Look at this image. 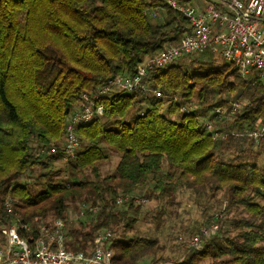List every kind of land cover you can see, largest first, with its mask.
I'll return each mask as SVG.
<instances>
[{
    "label": "trees",
    "instance_id": "trees-1",
    "mask_svg": "<svg viewBox=\"0 0 264 264\" xmlns=\"http://www.w3.org/2000/svg\"><path fill=\"white\" fill-rule=\"evenodd\" d=\"M153 9L164 12L161 23L148 21ZM187 29L186 18L166 0H0V227L16 217L66 218L80 205L76 212L84 218L67 229L69 249H86L108 229L116 231L114 264L167 261L158 254L157 237L126 238L140 203L118 205L114 197L138 196L143 189L156 202L150 219L158 228L165 204L179 205L183 194L215 199L221 193V211L239 216L195 248L189 238L216 221L205 210L201 221L177 235L182 253L172 264H264V165L242 157L243 143L256 145L248 128L264 122V76L242 77L231 63H215L219 54L211 50L198 53L209 55L205 67L189 70L180 61L192 55L177 58L143 78L164 98L141 90L112 92L102 99L103 114L77 128L83 147L75 158L58 167L56 157L42 151L60 141L81 94L113 76L135 75L147 56L178 42ZM240 99L246 104L235 115L216 111ZM190 101L198 106L180 113ZM233 145L234 156L226 154ZM108 150L118 159L103 173ZM35 169L37 192L21 181ZM58 170L64 179H51Z\"/></svg>",
    "mask_w": 264,
    "mask_h": 264
},
{
    "label": "built area",
    "instance_id": "built-area-1",
    "mask_svg": "<svg viewBox=\"0 0 264 264\" xmlns=\"http://www.w3.org/2000/svg\"><path fill=\"white\" fill-rule=\"evenodd\" d=\"M166 1L186 18L188 29L181 34L178 42L168 43L155 55L147 56L137 65L135 75L113 76L94 91L81 94L67 117L60 141L42 150L55 156L56 162L65 165L81 151L83 141L77 136V128L103 114V97L115 91L132 93L141 90L156 99L164 98L165 95L157 86L143 80L153 67L211 50L225 62L231 63L242 77L264 76V0H204L201 6L176 0ZM150 12L158 14L157 9ZM245 104L244 99L232 100L229 106L218 107L216 111L221 116L230 117ZM192 106L191 102L184 103L179 111L189 113ZM246 134L256 145H264V122L252 125ZM130 198L136 202L146 201V198L124 194L115 196L114 202L120 205ZM12 204L11 199L6 201L8 212L13 209ZM85 205L82 203L81 207ZM75 214L80 217L82 211ZM74 218L72 213L67 219L56 218L49 222L42 219L29 222L16 217L2 224L0 264H114V250L111 247L114 233L108 229L97 234L86 249H69L66 223ZM217 231L215 222L202 226L198 233L189 238L188 244L201 248L203 237H210Z\"/></svg>",
    "mask_w": 264,
    "mask_h": 264
},
{
    "label": "rangeland",
    "instance_id": "rangeland-1",
    "mask_svg": "<svg viewBox=\"0 0 264 264\" xmlns=\"http://www.w3.org/2000/svg\"><path fill=\"white\" fill-rule=\"evenodd\" d=\"M203 1L204 0H199V2H203ZM212 1L213 0H210V2ZM164 19H165V14L159 9H158L157 15H153L151 12L148 15V21L152 24H155L156 22L161 23ZM199 54L195 53L191 57L182 58L180 61L182 63V66L187 65L189 70H191L192 67H196V66H203V67L208 66L207 63L205 62H207V59H209L207 58V56L209 57V55L206 54V55H203V57L202 56L198 57ZM212 57L210 59H212L213 61ZM215 58H216L214 59L215 63L223 62V59L221 57L216 56ZM254 77L255 76H252L251 78H254ZM190 102L191 104H193V107L197 105V104H194L193 101H190ZM244 102H245V99H244ZM209 113H211V111H209ZM243 144H244L243 146L245 149V151L242 152L243 159L254 161L258 165H264V145H259V146L254 145L253 146L248 141ZM228 149L229 150L227 151L226 154H230L234 156L235 150L238 149V146L234 147L233 145ZM107 152L110 156V162L103 166L102 168L103 173L109 172L113 168V166L115 165L118 159V156L115 152L111 150H108ZM56 165L58 167L62 166V164L58 162ZM38 174H39V170L35 169L34 171H31L29 174H27L25 179L23 177H22L23 180L21 179V181L26 182V184L29 187H31L32 191L34 192H37L41 189V184L37 182L35 178L37 177ZM64 176H65L64 172L61 170H58L53 174L51 179L53 180L56 178L64 179ZM47 179L48 178L44 176L43 181H46ZM135 193L136 195H138L137 197L145 198L143 189H140L139 191ZM129 200L133 201L132 198H130ZM179 201H180L179 205L165 204L164 207H162L165 213L163 216L162 223L159 226H157L158 228H156L154 221L150 219V215L153 214V211L156 207L155 200H150L146 197V201L144 202H142V200L139 202L134 201L135 204L140 203L139 206L141 207V209L138 214L134 215L136 221L135 223H133L131 229H129L126 232V238H131V237L134 238L137 236H142V237L146 236V237H151V238L157 237V240L159 244L161 245V249L158 254L164 257H169L167 261H154V262L152 261V258L146 257L140 260L139 264H172L173 260L179 259V256L181 255L182 250H178L179 248L178 240H176L177 235L182 231V229H185V228L189 229L190 227L195 225L197 222L201 221L203 212L205 210L206 212L213 214L215 216L216 218L215 223H217L218 229L221 227L222 229H225L226 227L230 225V222L233 220V218H236L239 216V211H236V210L230 211L227 214V216L224 214V211H221L225 205V200L221 196V193H218L215 199H209L207 197L195 199L194 197L188 196L187 194H183L180 197ZM79 206H77L76 209H73L72 211H70V214L72 213L75 218L71 221H67L66 223V231L69 235V238H71V236L67 230L68 227L74 226L75 228V226L79 224V221H80L79 218L80 219L84 218L83 216H81L82 218L77 217V215L75 214ZM67 218L68 217H66V219ZM223 218H225V221L221 222ZM204 225H207V223H205ZM100 232H102V230L99 231L97 234H99ZM115 233L116 231L114 232V235ZM95 236L93 237V239L95 238ZM93 239H92V242H93ZM92 242L90 243L92 244ZM91 244H89V246ZM262 244H264V240L262 241Z\"/></svg>",
    "mask_w": 264,
    "mask_h": 264
},
{
    "label": "bare ground",
    "instance_id": "bare-ground-1",
    "mask_svg": "<svg viewBox=\"0 0 264 264\" xmlns=\"http://www.w3.org/2000/svg\"><path fill=\"white\" fill-rule=\"evenodd\" d=\"M196 1H198V3H199V0H196ZM246 78V77H245Z\"/></svg>",
    "mask_w": 264,
    "mask_h": 264
},
{
    "label": "crops",
    "instance_id": "crops-1",
    "mask_svg": "<svg viewBox=\"0 0 264 264\" xmlns=\"http://www.w3.org/2000/svg\"><path fill=\"white\" fill-rule=\"evenodd\" d=\"M196 2H198V1H196ZM200 4H201V2H200Z\"/></svg>",
    "mask_w": 264,
    "mask_h": 264
}]
</instances>
